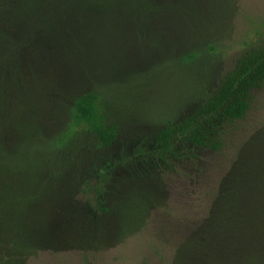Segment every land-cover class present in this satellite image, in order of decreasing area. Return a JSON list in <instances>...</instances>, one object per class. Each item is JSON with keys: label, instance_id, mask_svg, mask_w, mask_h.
Wrapping results in <instances>:
<instances>
[{"label": "rangeland", "instance_id": "1", "mask_svg": "<svg viewBox=\"0 0 264 264\" xmlns=\"http://www.w3.org/2000/svg\"><path fill=\"white\" fill-rule=\"evenodd\" d=\"M215 2L220 6L196 3L201 17L183 11L178 30L166 29L157 12L149 11L137 35L132 21L138 17L116 13L110 21L98 6L73 10L76 17H52L44 31L33 33L0 11V32L22 50L19 74L8 80L13 108L40 129L26 153L13 144L3 155L6 165L25 158L20 175L9 176L12 188L18 177L27 185L39 174L34 188L44 189L30 224L41 247L27 264H173L179 242L216 210L220 188L244 183L245 173L248 184L264 180V80L250 89L242 117L207 111L238 59L264 45V0ZM213 4V13L203 9ZM203 19L212 21L202 25ZM192 20L206 33H189ZM208 41H214L213 51ZM188 51L196 55L185 56ZM87 90L100 93L116 125L114 140L102 146L79 129L64 144H54L73 97ZM184 119L190 130L196 122L219 132L220 148L194 145L177 133L169 146L156 142L160 127ZM4 129L5 141L16 143L13 126ZM50 151L61 161L56 182L49 176ZM251 198L243 202L251 205ZM131 206L137 225L123 229Z\"/></svg>", "mask_w": 264, "mask_h": 264}, {"label": "trees", "instance_id": "2", "mask_svg": "<svg viewBox=\"0 0 264 264\" xmlns=\"http://www.w3.org/2000/svg\"><path fill=\"white\" fill-rule=\"evenodd\" d=\"M183 1L185 4L172 0H162L160 3L157 0H0V11H8L7 17L14 24H22L33 33L32 29L44 31L42 27L50 23L52 17H76L79 15L71 13L73 10L78 12L89 6H98L110 21L116 13L123 15L122 17H138L137 22L132 21L138 29L131 27L137 35L139 30L142 31V24L147 23L145 15L149 11L157 12L156 16H160L166 29L173 27L178 30L183 11L190 15L198 13L201 17L196 3L204 0ZM215 4L212 8L205 6L203 9L213 13L216 10ZM206 21L210 23L212 20L203 19L202 25L208 24ZM194 23L195 26H189V33H206L207 30L199 28L198 22ZM9 42L10 37L0 32V264H27L41 247L33 236L30 224L35 222L33 216L37 215L33 208L44 189L34 188L39 174L27 185L18 177L17 189L12 188L9 176L20 175V163L25 162V158L20 157L18 161L6 165L3 155L13 144L17 145V150L21 146L22 155L26 153L25 149L30 143L36 144L33 140L37 135L39 137L40 129L38 125H31L27 118H19L13 108L9 95L12 88L8 85V80L19 74L17 57L22 50L12 40L11 44ZM213 42H207L209 52L215 48ZM195 53L188 51L185 56L193 58ZM263 80L264 45L238 59L235 67L216 88L207 111L231 120L242 117L248 107L250 89ZM8 124L13 126V131L19 136L16 143L5 141L6 129L3 130V127ZM65 125L54 135V144H64L79 129L94 134L102 146L109 145L116 136V125L108 119L101 95L95 90H87L73 97ZM190 125L188 119L176 122L170 120L155 132V140L161 145L169 146L171 134L177 133L185 134L194 145L220 148L222 142L219 132L205 131L196 122H193L196 128L194 131L190 130ZM51 152H47L49 176L50 181L56 182L61 176L58 170L61 161L57 154L50 155ZM11 154H17L16 147ZM244 175V183L237 186L231 184L224 191L220 188L214 200L213 208L216 210L199 222L192 237L179 242L173 254V264H264V180L260 177L256 184L251 185L252 183L248 184L249 173ZM253 178L258 179L257 175ZM247 197H252L251 205L243 202ZM126 210L129 214L125 215L122 227L124 229L131 224L135 228V209L131 206L126 207ZM126 219L130 222L127 223Z\"/></svg>", "mask_w": 264, "mask_h": 264}]
</instances>
